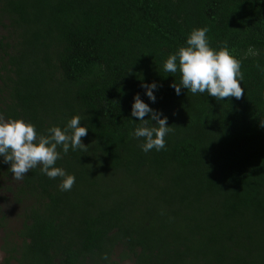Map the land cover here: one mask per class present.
<instances>
[{
	"label": "trees",
	"instance_id": "16d2710c",
	"mask_svg": "<svg viewBox=\"0 0 264 264\" xmlns=\"http://www.w3.org/2000/svg\"><path fill=\"white\" fill-rule=\"evenodd\" d=\"M204 27L241 62L239 99L176 95L163 70ZM137 93L167 117L164 150L130 135ZM0 116L88 128L55 164L70 191L39 166L14 180L0 158L2 264H264V0H0Z\"/></svg>",
	"mask_w": 264,
	"mask_h": 264
},
{
	"label": "clouds",
	"instance_id": "9594fccd",
	"mask_svg": "<svg viewBox=\"0 0 264 264\" xmlns=\"http://www.w3.org/2000/svg\"><path fill=\"white\" fill-rule=\"evenodd\" d=\"M208 31L207 27L193 29L186 39V46L168 56L163 70L172 74L179 71L180 85H172L176 95H180L183 88L193 95L207 93L217 101L229 97L239 99L245 92L241 86L244 79L241 62L229 53L227 47L219 51L211 48ZM141 87L145 89L148 100L155 103L158 85L153 82ZM133 100L131 116L139 120L140 126L134 128L130 135L143 140L140 147L145 153L153 149L164 150L165 137L171 131V127L167 126V117L146 104L139 93ZM145 116L150 119L145 120ZM80 125V116H74L63 129L53 126L44 135L37 132L34 124L22 119L5 120L0 116V158L3 163L10 164L14 180L22 181L26 173L39 166L40 172L49 179L62 178L59 184L61 191H70L76 181L75 176L55 164L62 159L61 153L67 155L70 149L77 151L87 148L81 138L87 135L88 128ZM58 147L60 151H57ZM103 259L107 260L108 257L105 255Z\"/></svg>",
	"mask_w": 264,
	"mask_h": 264
},
{
	"label": "rangeland",
	"instance_id": "374dc122",
	"mask_svg": "<svg viewBox=\"0 0 264 264\" xmlns=\"http://www.w3.org/2000/svg\"><path fill=\"white\" fill-rule=\"evenodd\" d=\"M2 211L6 215L9 230L17 231L21 228L24 212V207L22 205H18L13 200H8L2 204ZM4 237V231H0V264H2L6 255L3 250Z\"/></svg>",
	"mask_w": 264,
	"mask_h": 264
}]
</instances>
